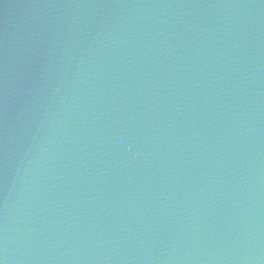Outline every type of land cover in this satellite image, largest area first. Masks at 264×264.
Returning a JSON list of instances; mask_svg holds the SVG:
<instances>
[{"label":"water","instance_id":"1","mask_svg":"<svg viewBox=\"0 0 264 264\" xmlns=\"http://www.w3.org/2000/svg\"><path fill=\"white\" fill-rule=\"evenodd\" d=\"M0 264H264V0H0Z\"/></svg>","mask_w":264,"mask_h":264}]
</instances>
